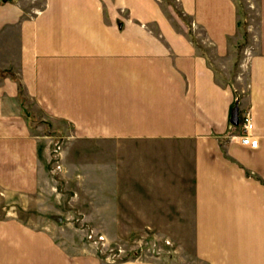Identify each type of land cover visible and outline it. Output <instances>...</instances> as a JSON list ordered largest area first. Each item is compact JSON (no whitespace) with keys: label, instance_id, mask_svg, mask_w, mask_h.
Returning a JSON list of instances; mask_svg holds the SVG:
<instances>
[{"label":"crops","instance_id":"1","mask_svg":"<svg viewBox=\"0 0 264 264\" xmlns=\"http://www.w3.org/2000/svg\"><path fill=\"white\" fill-rule=\"evenodd\" d=\"M26 1L39 12L0 0V69L16 76H0V264H65L43 230L56 224L8 213L13 202L39 211L42 196L60 195L56 174L73 180L64 165L47 171L44 124L94 142L96 221L189 229L199 264H264V17L233 67L168 28L161 0ZM204 1L176 0L195 18ZM222 1L229 21L204 25L202 40L219 56L237 32L234 4ZM215 9L213 0L214 19ZM245 110L255 147L239 141Z\"/></svg>","mask_w":264,"mask_h":264},{"label":"rangeland","instance_id":"2","mask_svg":"<svg viewBox=\"0 0 264 264\" xmlns=\"http://www.w3.org/2000/svg\"><path fill=\"white\" fill-rule=\"evenodd\" d=\"M12 1H25L23 11L27 14L39 12L40 3L37 1L34 3L26 0ZM201 2L202 0H198L197 3L196 0L198 7ZM212 2L213 0L204 1L203 7L197 9V18L194 11L184 13L176 0H161L158 3L167 17L168 28L187 33V38L192 40L199 49L202 51L209 49L212 60L218 64L227 63L226 58H229L233 61V67H236L237 62L242 58V51L251 43L252 33L262 27L264 0H231L236 11L237 32H234L235 35L228 42L223 40L231 47L229 46L225 54L220 53V56L216 51L210 50V44H205L207 32L204 28L208 24L219 29L225 28L222 20L227 23L229 18L223 13L224 2L221 0H216L215 15L217 17L212 18L209 14ZM227 2L229 3L230 0ZM120 21L122 25V20ZM230 24L232 27V22ZM148 26L152 27L151 23ZM219 34L218 38H220ZM203 38L205 43L202 42ZM10 39L12 37H7L8 41ZM234 71L235 68H233ZM0 76L16 79L15 73L10 69H0ZM29 120H33L34 125L44 122L32 116ZM40 127V136L49 146L50 160L46 165L47 171L51 174L50 171L56 168L57 164L64 165L62 168L65 167V175L72 176L73 180L67 179L66 182L59 177L60 174H56L57 182L54 185L60 195L42 196L39 211L32 210L29 204L20 206L13 202L11 211L8 213L16 215L25 224L37 225L40 229L48 223L56 224V228L43 230H47L52 235L56 247L67 253L65 264H199L193 255L191 245L185 242L186 231L189 229L130 228L124 224L117 228L107 226V221H96V207L99 204L102 205V198L96 194L97 148L94 142L74 139L65 135L68 133L57 131L58 129L52 130L49 124L40 125ZM120 151L126 152L127 149H120ZM106 200L110 199L104 197V204ZM121 206H128V204L121 203ZM174 238L179 242L183 239V242L177 243Z\"/></svg>","mask_w":264,"mask_h":264},{"label":"built area","instance_id":"3","mask_svg":"<svg viewBox=\"0 0 264 264\" xmlns=\"http://www.w3.org/2000/svg\"><path fill=\"white\" fill-rule=\"evenodd\" d=\"M241 133L239 136L240 143L244 145H248L250 147H255L257 144V140L254 135L251 134L253 129V121L250 115L249 110H245L242 114V118L240 120Z\"/></svg>","mask_w":264,"mask_h":264},{"label":"water","instance_id":"4","mask_svg":"<svg viewBox=\"0 0 264 264\" xmlns=\"http://www.w3.org/2000/svg\"><path fill=\"white\" fill-rule=\"evenodd\" d=\"M230 121L231 123L237 124V107H235L231 112Z\"/></svg>","mask_w":264,"mask_h":264},{"label":"trees","instance_id":"5","mask_svg":"<svg viewBox=\"0 0 264 264\" xmlns=\"http://www.w3.org/2000/svg\"><path fill=\"white\" fill-rule=\"evenodd\" d=\"M236 106H237V103H235V105H233L231 112L233 111V109H234Z\"/></svg>","mask_w":264,"mask_h":264}]
</instances>
